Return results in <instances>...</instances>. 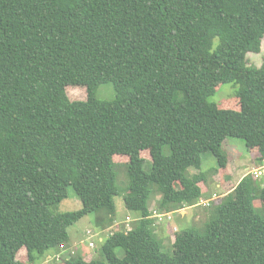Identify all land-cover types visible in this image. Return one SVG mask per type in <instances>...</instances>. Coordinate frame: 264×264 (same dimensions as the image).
I'll list each match as a JSON object with an SVG mask.
<instances>
[{"label": "trees", "instance_id": "obj_1", "mask_svg": "<svg viewBox=\"0 0 264 264\" xmlns=\"http://www.w3.org/2000/svg\"><path fill=\"white\" fill-rule=\"evenodd\" d=\"M263 35L264 0H0V264H24L23 248L30 263L60 256L88 214L112 227L122 193L138 216L103 238V257L74 251L53 264H264V180L252 173L210 201L200 227L175 233L172 254L151 206L207 198L208 178L227 166L226 137L264 160V59L246 58ZM105 83L115 97L98 100ZM224 83L237 86L236 107L208 102ZM205 152L217 161L208 174ZM69 187L81 207L57 212Z\"/></svg>", "mask_w": 264, "mask_h": 264}, {"label": "rangeland", "instance_id": "obj_2", "mask_svg": "<svg viewBox=\"0 0 264 264\" xmlns=\"http://www.w3.org/2000/svg\"><path fill=\"white\" fill-rule=\"evenodd\" d=\"M246 58L248 60L247 64L250 67H259L264 59V35L261 38V46L258 52H248L246 54ZM237 86L234 83H224L219 84L218 89L215 94L208 98V102L215 103L218 107L227 108V107H236L238 105L237 98L235 97V90ZM67 94L71 100H85L86 99V89L84 87H67ZM95 97L98 100H111L115 97V91L113 85L111 83L101 84L95 93ZM230 105V106H229ZM222 149L226 151L228 156L234 160L235 164L238 165L240 171V175L234 176L232 181L236 183L239 176L242 173L247 171V168H252L254 166L255 161L252 160L251 154L247 151L244 140L238 137H226L222 142ZM144 158H146L144 164V170L149 171L151 169V158L148 153L142 152L141 154ZM203 156V164L201 170L208 174V172L213 171L217 166L216 158L213 156L211 152H205L202 154ZM228 163V161H227ZM116 166V182L118 187L123 190V186L127 184V175H126V167ZM189 172L191 174L196 172L195 168H189ZM261 178V175L258 179ZM264 180V177L261 180ZM210 188L214 189L213 185L210 184ZM222 189H219V193ZM116 204V216H115V226L113 224L112 227L107 228L100 232V236L106 238V236L119 226H116L118 222L123 221L126 214H129L131 218V224L135 221L133 220L138 216V213L129 211L125 208L123 193L114 198ZM157 198L151 201L152 208L155 209ZM259 203V200H257ZM150 206V207H151ZM81 207V203L79 198L77 197L75 190L73 187L68 188V197L61 201L56 208L57 212H68L75 211ZM206 207L203 205H199L194 209L190 210V213L183 219L179 215V210L170 212V219L164 217V219L157 223V233L161 239H163V251L168 254L173 253L172 242L175 237V233L177 231H181L187 229L189 227H200L204 220L207 217ZM93 214H88L80 219H78L74 224L68 227V234L70 239L71 250H67L65 254H70L73 251L78 252L79 254L87 255L89 253L93 258H102V242L96 240L95 247L90 251L87 248L88 244V234L87 231L93 230V233H96L98 230L94 225ZM120 226H125V223H121ZM96 239V236H94ZM73 250V251H72ZM116 255L118 257H123L124 252L121 248L116 249ZM18 259L24 262V264H53L54 262L60 260L56 259V257L49 258L48 256L42 257L37 263H30L27 261V253L25 248L21 249L18 252Z\"/></svg>", "mask_w": 264, "mask_h": 264}, {"label": "crops", "instance_id": "obj_3", "mask_svg": "<svg viewBox=\"0 0 264 264\" xmlns=\"http://www.w3.org/2000/svg\"><path fill=\"white\" fill-rule=\"evenodd\" d=\"M251 154V157H252V160L253 158L255 159L256 156H257V153H250ZM264 168V160H262V162H255L254 163V166H252V168H247V171L245 173H242L241 176H239L238 180L236 183H233L232 179L234 176H238L240 175V171L239 170V167L238 165L235 164L234 160L231 159L229 156H228V163H227V166L224 170H222V172L220 173H215L214 175H211L209 178H208V194L209 196L207 198H204L205 200H215L217 198H220L221 196L225 195L226 193H228L229 191H231L235 185L239 182V180L246 174L248 173V169H263ZM263 173L261 175V178L264 177V169L262 170ZM227 178V180H225V177ZM210 184L213 185L214 189H211L210 188ZM219 189H222V191H220L219 193ZM203 200V198L201 199ZM201 200L199 201V203L195 206H191V207H185L183 209H180V211L178 212L179 215L184 219L189 213H190V210L194 209L195 207L199 206V205H202L200 202ZM204 206V205H203ZM206 207V206H204ZM153 212V211H152ZM127 216L130 218L129 214H126L125 217H124V220L123 221H120L118 222V224H116V226H120L121 223H125L126 221V218ZM136 218H134L133 220H135ZM155 224L157 225V222L155 220ZM159 224V223H158ZM114 226H115V223H114ZM97 228V227H96ZM98 229V228H97ZM99 230V229H98ZM93 231V230H91ZM100 232L102 231H97V233H99L100 235ZM102 237V236H100ZM104 238V237H103ZM103 238L102 240H97L99 242H102L103 241ZM71 250V246H69L67 249L65 250H62L60 252V254L63 256V254H65V252L67 250ZM73 251V250H72ZM74 252V251H73ZM63 253V254H62ZM89 254V253H88ZM60 255V256H61ZM60 256L56 257L58 259H60ZM50 258V256H48ZM88 257V256H87ZM92 257V256H90Z\"/></svg>", "mask_w": 264, "mask_h": 264}, {"label": "built area", "instance_id": "obj_4", "mask_svg": "<svg viewBox=\"0 0 264 264\" xmlns=\"http://www.w3.org/2000/svg\"><path fill=\"white\" fill-rule=\"evenodd\" d=\"M264 169V168H263ZM263 169H248V173H252L254 175V177L258 178L260 175H262L263 173ZM202 205L207 206L210 203V200H201L200 202ZM152 217L155 218L156 222L159 223L161 222L164 217H166L167 219H170V212L168 213H159L156 211V209H153L152 212ZM131 218H129L127 216L126 221H125V231H128L131 228ZM88 234V244H87V248L91 251L93 247H95V242L96 240H102L103 237H100L99 233H93V231H87ZM94 236H96V239H94Z\"/></svg>", "mask_w": 264, "mask_h": 264}]
</instances>
